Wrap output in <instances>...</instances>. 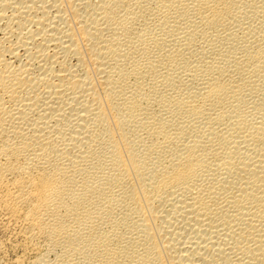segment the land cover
I'll return each mask as SVG.
<instances>
[{
	"label": "bare ground",
	"instance_id": "bare-ground-1",
	"mask_svg": "<svg viewBox=\"0 0 264 264\" xmlns=\"http://www.w3.org/2000/svg\"><path fill=\"white\" fill-rule=\"evenodd\" d=\"M0 217L6 264H264V0H0Z\"/></svg>",
	"mask_w": 264,
	"mask_h": 264
},
{
	"label": "rangeland",
	"instance_id": "rangeland-1",
	"mask_svg": "<svg viewBox=\"0 0 264 264\" xmlns=\"http://www.w3.org/2000/svg\"><path fill=\"white\" fill-rule=\"evenodd\" d=\"M0 221H1V217H0ZM0 225H1V222H0ZM5 229L3 228V230H2V227L0 226V243H4L7 239L6 238H8L9 239V235H7L8 234V232H6V230H5V233L4 232H2V231H4ZM7 233V234H6ZM6 236H8V237H6ZM4 237V238H3ZM2 239V240H1ZM20 239V242L22 243L23 241L21 240L22 238H17V241H16V239H15V241H13L14 243H13V247L11 246V243L9 244V247H11V248H9L8 247V245L7 246H5L6 247V249H2L1 250V252H0V264H6V263H9L11 260L13 261V259L15 258H17V257H19V255L20 256H23V254L25 255V253H23L24 252V247H23V245L22 244H20V242L18 241ZM4 240V241H3ZM17 242V243H16ZM20 244V246H19V244ZM16 244H17V246H16ZM22 245V246H21ZM17 247V248H16ZM16 249V250H15ZM23 250V251H22ZM4 251V252H3ZM13 251V252H12ZM18 251V252H17ZM22 251V252H21ZM26 251V250H25ZM10 253V254H9ZM18 253V254H17ZM28 253H30V252H28L27 251V253L26 254H28ZM3 255V256H2ZM10 257H9V256ZM32 256V254H29V255H27V257L29 258V257H31ZM27 258V259H28ZM26 259V260H27ZM31 258H29L27 261H26V263L30 260ZM5 261H6V263H5Z\"/></svg>",
	"mask_w": 264,
	"mask_h": 264
}]
</instances>
